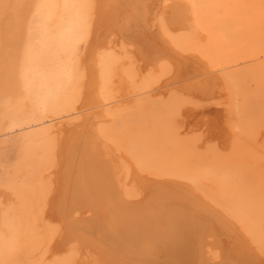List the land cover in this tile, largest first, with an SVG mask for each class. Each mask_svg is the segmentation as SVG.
<instances>
[{
    "label": "bare ground",
    "instance_id": "bare-ground-1",
    "mask_svg": "<svg viewBox=\"0 0 264 264\" xmlns=\"http://www.w3.org/2000/svg\"><path fill=\"white\" fill-rule=\"evenodd\" d=\"M162 7L172 20L154 29L155 10ZM237 11L230 0H0V132L16 127L23 109L27 121L41 127L32 134L39 158L16 180L14 192L4 189L0 179V264H58V258L75 253L85 260L72 261L69 255L65 264H264V253L247 237L250 231L246 236L235 213L214 204L193 180L170 174L161 165L169 157L159 155L166 161L150 164L166 175L154 178L141 173L143 161L133 163L122 153L128 149L123 136L114 139L123 142L121 152L104 138L119 106L150 85L193 100L221 97L220 71L216 74L211 63L242 50L241 35L222 33L219 25ZM35 16L41 18V29L34 39ZM189 30L201 40L212 35L214 49L190 46ZM199 81L202 91L195 87ZM230 132L226 128L228 140Z\"/></svg>",
    "mask_w": 264,
    "mask_h": 264
},
{
    "label": "rangeland",
    "instance_id": "rangeland-1",
    "mask_svg": "<svg viewBox=\"0 0 264 264\" xmlns=\"http://www.w3.org/2000/svg\"><path fill=\"white\" fill-rule=\"evenodd\" d=\"M230 1L234 5H236L237 8H239L240 12L237 11L238 13H236V16H233L230 18L227 17L228 19H226V18L223 19V22L221 19L219 22V25H220V29H222L221 30L222 33L224 32L227 34L229 33L230 35H232V34L233 35H235V34L241 35V38H242L241 39V41H242L241 49L242 50L239 49L238 50L239 52L236 51V53L234 52V54H230L231 56L228 55L229 58L228 57L226 58V56H225V57H222V58L216 60L215 62L211 63L213 66L215 65L214 67H212L214 72L216 71L218 73L220 71L218 73L220 76L219 75L218 76L222 82L220 83V85H218L219 86L218 92H219V95L221 97L222 96L223 97L222 98L216 97L214 99L213 98L210 99V98L206 97L207 98L206 99L203 96L202 97L199 96L200 98H203V99H200L197 95L196 99L194 97V100H193V99L187 97L186 95H184L182 93H178L174 90L168 91L167 92L168 95L166 93H165L166 94L165 95V94H163L164 92H161V91L158 92L155 90L156 85H150L149 86L150 88L148 87L147 90H139V91L136 90V92H134L132 95L130 94V96L132 98L128 97L126 100L127 102L125 101V104L123 103L119 106L117 111H115V114H116L115 118L116 119L114 118V120H112V122L106 124V127L109 130H108L107 135L105 133L104 138L106 139V136H107L108 142L111 143L110 145H112V146L115 145L117 147V150L119 148V151L121 150L120 148L123 147L122 143L124 142V144H126V145L123 148H128V149H125L126 152L124 151V149H122L121 150L122 153L124 155L127 153L125 156L133 163H136V162L139 163V161L142 163V161H143L145 165L141 164V167L145 168L146 170L142 169L140 167V171L142 169L141 173L150 175L151 177H154V178H158V177L165 178L166 177V175L163 174L162 168H160L162 170L161 171L160 169H158L159 167H157L156 168L157 171H156L155 167L157 165L161 164L162 162L166 161L165 159L169 157L168 159L172 160V161H169L171 163L168 164V159H167L166 163H163L161 165L168 167L170 169V172H171L170 174H173L175 176H178V177H181L184 179L193 180L195 182L197 190H199V191L201 190L202 192L201 191L200 192L204 195L206 193L205 196L207 198H210V200L212 198L211 201L214 204L218 203V204H216L218 207H220L222 209H227V210L231 211L232 214L235 213L234 217L237 220L239 219L238 221L240 222V225H241L243 231L246 232L245 233L246 236L249 234L247 237L251 238V242L254 244V246H256V245L258 246V247L256 246L257 250L261 253H264V214H263L264 213V207H263L264 206V201H263V199H264V189H263L264 188V183H263L264 182L263 181L264 180V45H262V44H264V41H263L264 40V30H263V28H264V20H263L264 19V14H263L264 13V3L262 2L263 0L262 1L259 0V2H261L263 4L256 2L257 0H230ZM256 3H258L257 7H256ZM259 4L263 5L262 6L263 11H262L261 7H260L261 10L258 8ZM245 9H246V11H245ZM251 9L256 10V11L254 12ZM248 13H250V16H248L249 15ZM168 14L169 13H168L167 8L162 7V8L156 9L154 18L152 20V22H153L152 27L154 29H156L159 26L160 21H162V20L165 22L167 21L166 23L168 24L172 20ZM237 14H239V15H237ZM254 15H258V17L254 16ZM37 16L39 17V15H37ZM37 16H35L36 18L34 17L33 23H32V26H33L32 30L35 31V32L32 31V37L33 38L37 36L36 31L39 32L41 29V23H40L41 18L39 20V18ZM239 17H240V19L238 21L237 19ZM262 17H263V19H262ZM231 19H233V20H231ZM234 19L236 20V22L238 21L237 23L235 22V25H234V22H232V21H235ZM245 19H247V20H245ZM36 20L39 22H36ZM240 21H242V22H240ZM37 23L39 25H37ZM231 23H233V24H231ZM36 26H38V28H36ZM258 27H260V29ZM234 28H236V31ZM230 29H231L232 33L229 32ZM242 29H244V30H242ZM237 30H239V33L237 32ZM240 30H242V31H240ZM243 31H246V32L242 33ZM249 31H250V33H249ZM253 31H254V33H252ZM249 36L252 38H250ZM211 37H212V35H206L205 34L204 38H202V40H201V39H199L198 34L194 30H189V32L187 34V38L190 40V46L191 45H192V47L197 46L198 48L201 46L202 49L209 50V51L214 49L212 47L215 46L214 42H213L214 39L210 40ZM254 37H255V39H254ZM212 38H214V37H212ZM252 39H254V40L252 41ZM247 40L250 41V43L248 42V44H247V42H246ZM259 41H260V43H259ZM194 43H196V44H194ZM203 43H205V44H203ZM253 43H254V45H253ZM250 44H252V45H250ZM206 45H208V46H206ZM246 45L248 46L247 48L245 47ZM255 47L257 48V50ZM243 51H244V53H243ZM249 51H250V54H249ZM242 53H243L242 58L235 56V54L236 55H239V54L242 55ZM241 55H239V56H241ZM232 57L234 58V60ZM235 57H236V60H235ZM239 58H240V60H239ZM226 60H227V62H226ZM226 64H228L229 66ZM223 79H224V81H223ZM202 83L204 84V82H200V81L196 82L195 87H198V91H202L203 89H205V86L202 85ZM137 91L139 92V94ZM133 99H134V101H133L134 103L131 102ZM204 99L209 100V101H206ZM211 100H213V101H211ZM220 102H221V104H220ZM124 106H126V107H124ZM230 107L232 110H230ZM121 108H122V110H121ZM123 108H125V109H123ZM119 109L121 111H119ZM129 109L131 110V112ZM211 109H213V110H211ZM224 110L226 111L227 114L225 113ZM24 111H25V109H23L19 112V118H20L21 122L18 125H16V127L15 126L13 127L14 130H12L13 128L12 129L8 128L9 130H7L6 129L7 127H5L0 132V179H1L2 186L4 187V189L11 190V192H14L12 187L14 186L16 180L20 176L24 175L27 172V169L29 167L30 162H32V160H36L39 158L38 150L33 147L34 136H32V134L39 131L41 129V127H39L38 124H35V125L30 124L27 121V115H25ZM216 111H219V113H220V111H222L224 116L222 113H220L219 117L218 116L212 117L213 114H215L214 112H216ZM119 112L121 114H124V116L126 115V117H123V115H121ZM138 112H140L139 115H138ZM142 112L144 114H142ZM183 112L185 113V115ZM236 114H237V117H235ZM243 114H245V115H243ZM132 115L133 116L135 115L136 117L135 116L133 117ZM121 116H122V118H121ZM139 116L141 119L139 118ZM147 116L150 119H146L147 121L146 120L144 121L143 119L147 118ZM69 118H72V116H69L68 119ZM125 118H127V119H125ZM238 119H240V120H238ZM126 121H127V123H126ZM239 121H241V122H239ZM130 122H132V123H130ZM150 122H152V124H150ZM217 122H219V123H217ZM229 122H232L231 126H230ZM142 123H145V124H142ZM242 123H243V125H242ZM127 124H129V125L127 126ZM157 125H159V126H157ZM203 125H205V126H203ZM30 126L32 128H30ZM160 126H161V128L159 130L158 128ZM200 126H201V128L203 127L202 129H204V130H201ZM213 126H214V128H212ZM35 127H36V129H35ZM126 127H128V128H126ZM219 127L221 129H219ZM217 128H218V131L216 130ZM226 128L228 129L229 132L231 131L230 132L231 134L229 133L230 134L229 140L231 142L225 136L226 135V133H225ZM230 128L233 130H231ZM234 129H236V131ZM5 130H7V131H5ZM128 130H129V133H128ZM208 130L210 133L206 132ZM131 131H132V133H131ZM140 131H141V135L144 134L143 135L144 138L143 137L141 138V135L139 133ZM160 131H162V132H160ZM167 132H168V134H167ZM171 132H172V134H171ZM211 132H212V134H211ZM134 133L135 134L138 133V134L134 135ZM146 133L148 135L151 134L150 135L151 138H150V136L148 137V135ZM156 133H159V134L161 133L162 136L161 135L157 136L159 134L156 135ZM204 134H206L207 136ZM129 135L131 137H129ZM145 135H146L147 139H149V141H151V142H149L146 139ZM167 135H168V137H167ZM174 135H176L177 137L175 138ZM213 135L215 137H213ZM235 135H236V137H235ZM122 136L125 139L123 142L122 141L116 142V140H114V139H116L115 137H117L118 140L119 139L123 140ZM136 136H137V138H136ZM232 136L234 138H232ZM112 137H114V138L110 139ZM132 137L133 138L135 137V141ZM161 137L163 138V141L161 140L162 139ZM164 137H166V139ZM205 137L208 139L211 137V139L206 140ZM157 138H159V139H157ZM168 138H172V139L169 140ZM221 138H223V139H221ZM136 139H139V140H136ZM142 139L144 140V142ZM176 139H179L180 141L176 140ZM172 140H174V141L172 142ZM131 141L134 142L133 145H131V143H132ZM169 141H171V143ZM179 142H180V144H179ZM118 143H119L120 147L118 146ZM128 143H130V144H128ZM153 143L155 144V147L157 148V150L159 148V151L156 150ZM167 143H168V145H166ZM174 143L175 144L177 143V144L175 145ZM232 143L236 144L238 146L233 145ZM137 144H139V145H137ZM156 144H158V145L160 144L161 146L159 145L160 147H158V145H156ZM219 144L224 149L221 148L219 146ZM225 144H228V145H225ZM129 145H131V146H129ZM141 145H144V147H146V148L141 149ZM200 145H202V146H200ZM224 145H225V147H224ZM127 146H129V147H127ZM134 146L135 147L137 146L136 147L137 151L135 150ZM176 146H177V148H176ZM132 147H133V150H132ZM153 148H154V150H153ZM234 148L237 149L239 152H237ZM106 149H107L106 150L107 152H109V149L111 150V148H107V147H106ZM146 149L148 151H146ZM181 149H182V153H181ZM139 151L140 152L145 151V153H142V155H141ZM187 152H188V154H187ZM128 153H129V155H128ZM131 153H133V154H131ZM144 155H145V159H144ZM159 155L165 159H162ZM136 157H139V159ZM140 158H141V160H140ZM155 158H158L160 161L158 159L155 160ZM174 158H176L178 162H175L176 159H174ZM150 160H151V162H150ZM153 162H154V164H153ZM179 162L182 163L181 166H180ZM218 162H219V164H218ZM221 162L223 164H226V163L227 164L230 163V164L229 165L226 164L227 167L225 165L220 166L222 164ZM155 163H157V165ZM150 164L156 165V166H151ZM173 164H174V166H173ZM183 165H185L186 167ZM177 167H179V168H177ZM229 168H231V169H229ZM144 170L146 172H144ZM229 171H230V173H229ZM232 172H234V173H232ZM161 174H163V176ZM259 174H260V176H259ZM216 177L217 178L219 177V178L217 179ZM224 177H226V178H224ZM225 179L228 182L227 181L225 182L224 181ZM260 180H261V182H260ZM217 183H218V185H217ZM232 186H234V187H232ZM237 187H239V189L241 188L240 189L241 192L239 191V189H237ZM248 190H250V192ZM238 191H239V194L237 193ZM221 193L224 195H222ZM254 200H255V202H254ZM256 201H258L259 203ZM261 204H263V205H261ZM252 205H254V206H252ZM256 206L258 209L256 208ZM260 219H262V220H260ZM257 224H260L261 227H259V225H257ZM249 226H250V228H249ZM246 230H248V231H246ZM256 233H259V234H256ZM254 234L258 236V239H257V236H255ZM252 238H254V239H252ZM256 240H257V242H256ZM260 242L262 243V245ZM69 255L72 257V261H81V260L84 261L86 258L85 256H80L76 253H75V255H71V254H69ZM69 255L63 256L62 259L58 258V260H56V262L57 263L60 262L58 264H65L66 262L64 260L67 261ZM64 257H65V259H64ZM66 257H67V259H66ZM71 257H69V259ZM77 257H78V259H77Z\"/></svg>",
    "mask_w": 264,
    "mask_h": 264
}]
</instances>
